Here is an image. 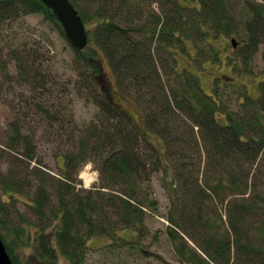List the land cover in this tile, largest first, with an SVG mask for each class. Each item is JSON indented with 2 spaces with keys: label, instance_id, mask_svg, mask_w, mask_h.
<instances>
[{
  "label": "trees",
  "instance_id": "1",
  "mask_svg": "<svg viewBox=\"0 0 264 264\" xmlns=\"http://www.w3.org/2000/svg\"><path fill=\"white\" fill-rule=\"evenodd\" d=\"M198 1L200 8L182 13L176 0L158 12L140 0H71L87 32V43L76 46L43 0H0V98L15 115L0 150V162L14 153L15 167L0 181L12 199L27 196L43 222L37 225L39 260L49 264L63 256L67 264H85L88 240L95 235L113 237L104 251L129 243L134 248L135 241L117 236L118 230L132 227L140 235L146 230L147 212L158 205L143 186L155 172L169 175L170 167L166 183L175 202L167 233L181 263L264 264V79L257 106L239 117L227 113L223 123L216 117L221 107L216 91L203 90L195 74L178 72L175 54L188 40L196 44L233 32L249 71L264 46V0H239L241 25L227 0ZM33 14L70 42L71 75L53 70L54 57L43 42L56 46L55 39L46 31L40 37L30 29L10 33ZM210 55L218 57L212 47ZM103 58L123 95L144 102L147 128L165 141L170 166L113 97ZM75 97L97 106L90 121H77ZM43 141L62 158L60 174L38 157ZM32 161L37 164L30 168ZM89 162L100 173L99 183L78 187ZM220 208L226 209L225 219ZM1 224L7 226L6 233L0 230L7 252L20 264L13 240L22 229L14 228L17 237L10 241L8 222Z\"/></svg>",
  "mask_w": 264,
  "mask_h": 264
},
{
  "label": "rangeland",
  "instance_id": "2",
  "mask_svg": "<svg viewBox=\"0 0 264 264\" xmlns=\"http://www.w3.org/2000/svg\"><path fill=\"white\" fill-rule=\"evenodd\" d=\"M142 7L147 10L161 11V9L170 8L171 0H140ZM181 5L182 13H191L195 9L200 8L201 4L198 0H176ZM229 4L234 6L233 15L237 24L241 25L245 22V18L240 15L241 5L239 0H227ZM193 8V10H190ZM34 32L37 36H41L40 32H47L55 39V45L47 44L48 39L44 40V44L50 47L51 54L54 57L55 64L52 66L56 74L68 72L73 73V48L70 42L60 36L52 29L50 24L44 20L41 14H33L22 19L20 23L14 25V32ZM233 33V32H232ZM232 33H221L219 35H210L208 38L199 40L196 44L190 40L186 41V49L184 51L175 50L177 57V71L180 73L195 74L199 80L200 86L206 92L212 94L216 91L218 100L221 105L216 111V117L219 121L225 123L228 114L238 116L249 106L256 105V100L261 96V81L264 79V62L263 50L264 46H260L259 52L254 56V63L249 71L242 63V52L238 47H234L232 43ZM194 44V45H193ZM239 45V44H238ZM216 52V57L210 55V48ZM198 52V54H197ZM56 55V57H55ZM196 56V58H195ZM52 64V63H51ZM105 71L113 81L112 94L115 100L125 109L134 120L137 121L138 127L144 135H148L158 151L165 158V163L170 166V161L166 155V143L157 133L148 130L146 125V107L141 100L137 102L131 96H125L118 89L111 65L106 58H103ZM45 66H48L45 64ZM51 66V65H50ZM48 66V67H50ZM71 67V68H70ZM69 70V71H68ZM190 74V75H191ZM194 75V76H195ZM172 79V78H171ZM174 79V78H173ZM172 79L173 83L174 80ZM183 79V78H182ZM181 79V80H182ZM0 92H2L0 88ZM253 104L247 105L246 102ZM255 101V102H254ZM73 113L79 123L90 121L96 114L98 108L93 103H86L85 100L75 97L73 105ZM250 108L248 109V111ZM243 115V114H242ZM15 115L12 109L0 98V150L3 149L6 141V128L8 123L14 119ZM41 138V137H40ZM38 157L47 165L45 168L53 174H60L62 166V158L56 157L57 150L49 141H43L39 144ZM13 155L6 154L0 162V176L7 174L10 167H15L12 163ZM30 168L37 163L32 161L29 163ZM171 172V168L169 167ZM163 170L155 172L150 183H145L144 188L147 195L157 202V210H148L146 219V230L141 235L132 227L121 228L118 230L117 236L125 240L135 241L134 248L127 245L114 248L111 252L105 251L104 246L112 241L113 237L105 235H95L88 240L89 252L85 264H183L177 256L174 245L167 233L169 225V214H171L174 199V190L171 184L166 183V178H170ZM99 171L95 168L93 162L87 163L79 173L78 187L91 188L99 183ZM27 188H25L26 190ZM16 195V193H15ZM19 199H12L9 194L3 193L2 183L0 181V230L4 233L7 226L2 225L4 221L8 222L9 229L12 234H8L10 241L17 237L14 228H21L20 237L13 240V251L18 256L20 264H47L38 259L37 254V233L38 226L43 222L33 212L25 201H29L24 194H17ZM5 201V202H3ZM223 218H226V209L220 208ZM37 223V224H36ZM49 264H67L63 256L55 263Z\"/></svg>",
  "mask_w": 264,
  "mask_h": 264
},
{
  "label": "water",
  "instance_id": "3",
  "mask_svg": "<svg viewBox=\"0 0 264 264\" xmlns=\"http://www.w3.org/2000/svg\"><path fill=\"white\" fill-rule=\"evenodd\" d=\"M58 16L64 27L68 39L76 46H83L87 43L86 26L81 15L71 0H43ZM234 47H238L239 41L232 38ZM0 264H15L7 252L6 246L0 236Z\"/></svg>",
  "mask_w": 264,
  "mask_h": 264
}]
</instances>
